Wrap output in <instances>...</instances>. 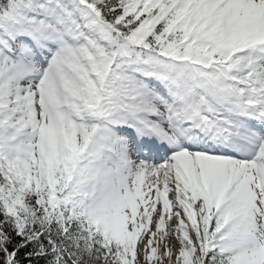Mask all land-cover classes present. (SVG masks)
Listing matches in <instances>:
<instances>
[{"label": "snow or ice", "instance_id": "6c2138e0", "mask_svg": "<svg viewBox=\"0 0 264 264\" xmlns=\"http://www.w3.org/2000/svg\"><path fill=\"white\" fill-rule=\"evenodd\" d=\"M0 264H264V0H0Z\"/></svg>", "mask_w": 264, "mask_h": 264}]
</instances>
